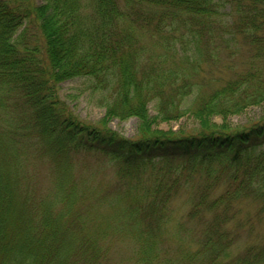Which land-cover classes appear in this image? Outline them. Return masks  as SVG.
<instances>
[{"label":"trees","instance_id":"16d2710c","mask_svg":"<svg viewBox=\"0 0 264 264\" xmlns=\"http://www.w3.org/2000/svg\"><path fill=\"white\" fill-rule=\"evenodd\" d=\"M235 53L246 66L229 76L204 69ZM76 79L102 96L96 124L59 94ZM258 106L264 0H0V264H264V244L233 259L229 231L241 199L264 213V120L214 123ZM186 117L197 135L155 128ZM130 118L135 141L109 128ZM183 191L196 242L178 235L173 256L162 243ZM112 239L131 256L115 260Z\"/></svg>","mask_w":264,"mask_h":264},{"label":"rangeland","instance_id":"374dc122","mask_svg":"<svg viewBox=\"0 0 264 264\" xmlns=\"http://www.w3.org/2000/svg\"><path fill=\"white\" fill-rule=\"evenodd\" d=\"M37 35H39L38 31L36 29H31V31L26 36V41L29 44L34 45L36 40H33ZM243 55L244 54L241 53L240 56L237 57L235 53L233 56L234 59L230 61L229 56L224 54L221 57L223 62L222 64L213 66L205 64L204 69L207 71L212 70V74H214L215 77L229 76L230 74L226 72L225 66H236L238 69L246 66ZM207 82H209V80ZM213 84L210 83L212 86ZM59 94L61 98L69 105V107L87 123L96 124L105 116L106 109L105 107H102L100 103L102 96L98 93L94 94L91 92L86 80L76 79L61 84L59 86ZM154 106V104H150L151 116H156ZM263 120L264 108L262 106H258L251 107L242 114L233 116L230 119H215L214 123L217 125L226 123L231 127V129L239 131L259 125V122H262ZM109 128L125 140L135 141L140 138V120L137 118H130L126 121L114 119L112 122H110ZM155 128H157L162 134L184 133L186 135H197L199 133V122L191 117H186L167 123H157ZM118 154L122 153L118 152ZM92 164L95 165L97 163L93 162ZM36 172L38 173L36 181H38L39 185V187H37L39 190H45L48 187L50 181L48 169L44 166H41ZM108 176H111V173H109ZM104 177H106V175ZM180 194L181 195L176 198L172 204V220L168 226V235L162 243V248L167 252H171L170 255L173 256H176L177 252L181 250L179 246L180 241L178 235L182 238L181 244L183 247L187 246L189 243L194 245L193 241L196 242V240L191 241V236L188 233L185 231L181 232L180 226H183L185 229L198 226L193 225L187 219V215L191 207L189 202L190 196H188L184 191ZM261 209V203L252 199L244 198L237 203L235 207L236 217L229 229V231L233 233L236 238V243L233 246V259H241L242 257H246V251H248L247 249L249 247L261 246L264 244V213H261ZM105 212H108V210L105 209ZM110 241L114 251L112 256H114L115 260H126L131 256L132 246H130L126 240L124 242L118 239H112ZM184 241L188 244L184 243ZM124 264L131 263L125 262Z\"/></svg>","mask_w":264,"mask_h":264}]
</instances>
